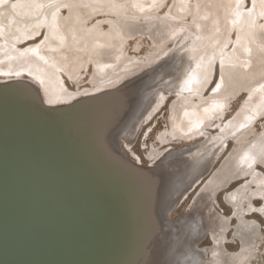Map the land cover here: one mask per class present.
Masks as SVG:
<instances>
[{
  "label": "bare ground",
  "instance_id": "bare-ground-1",
  "mask_svg": "<svg viewBox=\"0 0 264 264\" xmlns=\"http://www.w3.org/2000/svg\"><path fill=\"white\" fill-rule=\"evenodd\" d=\"M13 3L20 6L13 10ZM36 4L45 6L40 9ZM244 6L242 0V15H237L235 0H6V5H0V79L31 76L41 85L46 103L49 99L52 104L69 102L84 89L94 93L153 67L128 87L129 94L120 91L86 100L48 119L38 110L36 94L29 86L0 90V147L12 144L30 154L39 142L36 136L46 131L57 149L50 152V159H55L56 151L57 161L61 155L69 159L53 175L59 197L73 194L62 186V167L67 165L81 172V182L86 184L80 187L94 192L87 202L96 198L86 204L94 207L99 220L103 213L102 222L93 226L98 241L84 242L88 250L81 253L77 264L243 262L245 246L257 231L255 226L242 228L252 220L239 219L236 228L241 248L230 253L221 247L226 224L219 214L212 213L198 228L193 216L184 214L169 221L165 214L170 215V208L207 171L215 149L230 137L232 148L205 189L213 193L225 179L249 170L258 190L264 191V174L253 171L254 162L264 154V136L252 130L255 118L264 116V0H250ZM145 40L148 48L141 54ZM214 65L219 67L218 77L206 90ZM159 85L156 94L152 89ZM165 91L173 93L167 130L171 137L190 141V146L161 153L156 164H150L156 165L153 173L128 168L108 141L100 147L84 134L85 122L81 121L94 112V124H99V113L107 108L108 117L109 113L123 116L122 144L128 152L141 123L140 117L133 126L131 120L153 112ZM237 95L242 101L228 118H222ZM72 122L81 126L83 134ZM217 122L215 131L206 130ZM105 135L110 137L109 132ZM149 152L151 157L158 154V147ZM240 190L233 193V201ZM37 200L43 199L37 195ZM1 208L6 211L4 205ZM10 213L15 216L14 210ZM4 215L7 226L9 215ZM208 229L213 230L214 241L206 256L195 244Z\"/></svg>",
  "mask_w": 264,
  "mask_h": 264
},
{
  "label": "water",
  "instance_id": "water-1",
  "mask_svg": "<svg viewBox=\"0 0 264 264\" xmlns=\"http://www.w3.org/2000/svg\"><path fill=\"white\" fill-rule=\"evenodd\" d=\"M114 11L119 12L120 10L114 9ZM151 68L153 67L143 69L141 73L146 70L149 71ZM141 73L123 79L117 85L105 87L94 93L81 95V97L72 99L69 102L55 104L45 102L41 85L31 76L23 75L0 79V90L12 87L20 88L23 85L29 86L36 94L35 103L38 110L43 111L48 119L49 115L55 113L64 114L66 110L75 108L79 104L86 102V100L98 99L111 93L117 94L120 91L129 94L128 87L145 75L140 76ZM234 83L230 87V91L231 88L233 90ZM161 87L160 85L156 86L152 91L157 94ZM106 109L104 108L102 113H99V124H94V112L89 113L87 119L81 121L85 122L82 125L85 127L84 134L88 137L91 136L92 140L94 139L95 142H98L96 144H102L100 147L108 141L110 149L128 168L137 172L149 170V173H153L154 170L152 168L156 165H141L127 154L124 144H122L124 138L120 125V120L123 116L120 117V114L109 113L110 116L108 117ZM138 118L140 120L138 124L141 122L140 125L147 121L145 116L142 117L140 113L131 120L132 126ZM60 121L63 122V120ZM76 124L75 122L70 123L71 126L77 127L78 124ZM80 127H77V130L79 128V133L83 134ZM105 132L107 134L109 132V136L111 133V136L108 137L109 140L105 138ZM36 137L39 142L30 154L12 144H8L10 145L9 147H0V264H65L66 262L68 264H77L81 253L88 250V245L84 242L98 241L96 236L98 232L93 226L102 222L103 213H99V220V217L94 216L96 211L94 207L87 206L96 197L94 196L87 202V199L94 192L80 187L81 184L85 185L86 183L81 182L83 179L81 172H76L73 165H67V168L62 167L64 175L62 186L73 194L59 197L58 184L56 183V177H53V175L59 174L61 166L64 163L66 164L69 159L61 155V160L57 161L56 151L55 159L51 160L49 154L51 151L57 150L53 148L56 146L46 131ZM57 146L59 149L63 148L60 144ZM189 146L172 147L169 151L177 150L178 148L187 149ZM225 183L226 181L223 182V184ZM205 188L208 187L200 189L196 197H194L195 206L199 201L207 197L212 201L214 195H211L210 190ZM37 195L43 200H37ZM3 205L6 211L1 208ZM9 209L14 210L16 217L10 213ZM97 210L99 211V209ZM4 212L9 215L7 226L4 224ZM165 218L169 221L172 220L169 217V212L165 214ZM15 228L18 229L15 230ZM21 228L26 229V232L22 234L19 230Z\"/></svg>",
  "mask_w": 264,
  "mask_h": 264
},
{
  "label": "rangeland",
  "instance_id": "rangeland-1",
  "mask_svg": "<svg viewBox=\"0 0 264 264\" xmlns=\"http://www.w3.org/2000/svg\"><path fill=\"white\" fill-rule=\"evenodd\" d=\"M249 1L250 0H245V6L248 5ZM159 10H161V8ZM231 34H234V29L232 30ZM143 46L145 49H143L141 54H145L146 48H148L146 40L143 42ZM125 49L126 52L131 51L130 49L127 48V46ZM218 68H219L218 66L215 67L214 65L212 80L206 87V90L209 89V87L212 85L214 78L218 77V73H219ZM88 75H89L88 73L83 75L82 79L87 78ZM66 82L68 85L70 84V88L74 89V84L68 81ZM86 83L87 82L85 83L83 82L82 84L86 85ZM84 90L85 92H83ZM84 90L78 92L77 97H80L81 95H85L90 92L88 91V89H84ZM172 97H173L172 94L168 92L166 94V91L163 92L159 105L155 108V110H153V112L151 111L152 113L149 112L147 115H145V120L147 121L143 125L141 124L142 126L140 125L135 138L129 144L128 152L132 156L130 157L132 159L134 158L141 165L147 166L148 164H153L157 159H159L162 156L161 153L164 154L172 147L176 148L183 145H188V143L190 142L176 136L171 137V135L167 130L169 101L172 100ZM241 101H242L241 95L239 96L237 95L235 98H231L228 108L226 109L225 114L222 118L224 117L228 118L229 115L234 111V109L239 105V102ZM218 124L219 122H217L215 126L214 125L208 126L206 130L208 132L210 131L213 132L216 130ZM252 130L254 132H260L261 134H263L262 136H264L263 133L264 116L255 118L254 122L252 123ZM161 131H164L162 134L164 137L163 139L159 138V134H161L160 133ZM250 135H252V133H250L246 137L249 138ZM203 136H204L203 134L200 136H196L194 139H192V141L199 140ZM232 144H233V139L230 137L227 140V142L223 144L224 146L222 145L215 149L216 151H215L214 160L211 161L207 171L202 175H200L199 177H197L196 180L193 182V184L186 189L183 195H181L176 205L171 209L170 217H174L178 214L179 215L177 217H179L180 215L188 214L189 216H193L194 220L195 219L197 220V225H198L197 228H198L201 223H203L208 219L209 216H212V213L219 214L221 218L225 220V224H226L223 238L221 240V247L222 250L224 251L226 250L227 252L230 253L239 251L241 248L240 247L241 236L239 232H237V228H236L239 219L242 218V220H249V221L252 220L253 223L251 222L250 225L246 224L245 227L243 228L241 227V228L243 230L246 228L249 229L251 226H255L256 227L255 231L257 232H254L253 235L254 238L253 240H251V243L245 246V252L247 253L243 262H241V260H237L234 264H264V210L260 209L259 207L262 203H264V201H262L259 198L261 194H264V191L263 192L259 191L255 181L251 180L252 172H250L249 170H243L240 171L238 174L225 179L224 180L226 181L225 184L218 185L217 188H215V191L213 193H210L211 195H214L212 201H210L207 197L203 199V203L202 201H199L197 205H200L202 203L199 208L197 207V205L195 206L194 204L190 207V204H192V198L194 199V197H196L199 190L202 189L201 187H203L206 184L207 180L210 179L209 177L211 173L213 171H216L220 163L226 158L227 153L232 148ZM153 147L156 148L158 147V154H155L151 157L150 156L151 152L149 151H151ZM259 159L261 158H257V160L254 162L253 171H259L262 174H264V164H261ZM214 178H217V175H213V179ZM230 178H232V180ZM239 187L242 190L239 191L235 201H233V195H234L233 193L234 192L236 193V190ZM207 200L209 201L208 203ZM252 207H255L257 210L253 211ZM206 232L210 233L211 238L209 234ZM205 233H204L205 236L203 234L201 237H198V240L196 241L195 245L196 248H198V250L204 251L205 255L208 256L209 249L214 241V232L212 229H208L205 231ZM223 263L224 262H222V264Z\"/></svg>",
  "mask_w": 264,
  "mask_h": 264
},
{
  "label": "snow or ice",
  "instance_id": "snow-or-ice-1",
  "mask_svg": "<svg viewBox=\"0 0 264 264\" xmlns=\"http://www.w3.org/2000/svg\"><path fill=\"white\" fill-rule=\"evenodd\" d=\"M0 5H6V0H0ZM20 5L18 3H13L10 5V7L14 10L17 7H19ZM45 5L44 4H36L35 7L42 9ZM49 6H51V3L49 4ZM241 6H242V0H235V9H236V14L237 15H242L241 10ZM64 7H67V5H64ZM253 8H254V4H253ZM250 14H251V10H250ZM53 18H55L56 13H53ZM262 16H264V13H261ZM254 23V22H253ZM239 39V38H238ZM17 75H19V73H17ZM217 87H219V85H217ZM216 89H213V91H215ZM49 104L54 103V101L52 99L48 100ZM260 163L264 164V154H262L261 159H260ZM259 198L264 201V194H261L259 196ZM260 209L264 210V203H262L260 206ZM253 211H256L257 209L255 207H252Z\"/></svg>",
  "mask_w": 264,
  "mask_h": 264
},
{
  "label": "flooded vegetation",
  "instance_id": "flooded-vegetation-1",
  "mask_svg": "<svg viewBox=\"0 0 264 264\" xmlns=\"http://www.w3.org/2000/svg\"><path fill=\"white\" fill-rule=\"evenodd\" d=\"M125 150H126V149H125ZM126 151H127V150H126ZM127 154H128V153H127ZM128 155H129V154H128ZM129 156H131V155H129ZM192 188H193V187H192ZM199 189H200V187H199ZM199 189H198V190H199ZM197 192H198V191H197ZM193 204H194V201H193V198H192V204H190V207H191ZM189 210H190V209H189ZM172 211H173V210H172ZM183 212H184V211H183ZM181 213H182V212H181ZM181 213H180V214H181ZM170 214H171V213H170ZM178 215H179V214H178ZM178 215H176V216H174V217H170V215H169V217H170L171 219H173V218H176ZM206 233H208L209 236H210V238H211L210 233H209V232H206ZM206 233H205V234H206ZM205 234H204V236H205ZM204 236H203V237H204ZM237 263H239V262H237Z\"/></svg>",
  "mask_w": 264,
  "mask_h": 264
}]
</instances>
